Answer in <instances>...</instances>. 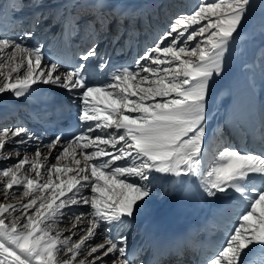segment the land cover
Instances as JSON below:
<instances>
[{
  "label": "snow or ice",
  "instance_id": "snow-or-ice-1",
  "mask_svg": "<svg viewBox=\"0 0 264 264\" xmlns=\"http://www.w3.org/2000/svg\"><path fill=\"white\" fill-rule=\"evenodd\" d=\"M147 2L0 0V94L37 103L30 118L47 125L64 106L32 94L41 85L62 90L79 100L76 119L85 126L46 144L25 125L0 126V161L15 160L0 168V264H167L165 257L184 264L181 245L132 235L160 177L175 184L195 177L201 196L237 209L223 244L200 264H264V77L249 81L261 111L260 152L233 146L226 119L213 132L212 155L203 153L215 119L212 85L232 46L243 53L259 41L256 63L264 68V25L245 27L256 0H199L170 17L131 63H113L139 49L152 27ZM50 34L82 49L70 70L46 57L38 40L26 43ZM65 219L70 226L61 228ZM97 235L102 240L89 243Z\"/></svg>",
  "mask_w": 264,
  "mask_h": 264
},
{
  "label": "bare ground",
  "instance_id": "bare-ground-1",
  "mask_svg": "<svg viewBox=\"0 0 264 264\" xmlns=\"http://www.w3.org/2000/svg\"><path fill=\"white\" fill-rule=\"evenodd\" d=\"M195 1L196 0H148L145 7L146 11L150 13L151 16L152 29H155L154 26L157 24L158 29L156 28V35L161 32L160 29L163 19L162 16L160 17L158 14L156 15V13L154 15L152 12L153 7L157 6V9H162L161 11L170 12L171 6L175 5V3L178 4V2H182L185 6L188 5V7H192ZM164 14L165 13L163 12V15ZM246 26L247 24L245 23V27ZM152 29H148L143 37L145 38L148 32H151ZM19 31L22 32L23 30ZM26 43H31V41H27ZM148 45H150V43L141 38V45L139 49H135L136 53L142 52L143 48ZM238 47V45H236L235 48L232 46L233 50L227 57V63L230 67L225 71L223 78H217L216 82L212 85L209 103L212 115L215 119L210 118L206 144L203 149V153L206 157L209 152L214 151L216 148L213 147L215 144L213 143L215 141L213 138V132L217 123L223 125L226 119L228 120V127L231 129L230 139L233 144L235 143L234 146L236 148L238 145L240 150H247L255 153L260 152V146L262 143L259 134L261 111L259 100L256 98L253 89L249 86V81L254 78L257 84H259L263 76L259 73V64L253 62L252 59L254 55L250 50L249 65H251V67L245 69L246 81L239 87L237 84L234 85L235 80H238L239 77H241L240 74L244 75L245 73V67L243 63H241L242 55L236 50ZM234 68H238L240 73L238 72L235 75V78L232 79L231 76L234 74ZM61 71L65 70L61 69ZM226 72H229V74H226ZM44 86L49 88L47 85ZM54 90L68 97L77 107L80 108V102L77 98L69 96L62 90ZM102 106L103 105H101V107ZM18 109L21 110L20 106H17L15 100L10 94H0V114H5L7 116L6 121L4 120L8 123H5L6 126L11 127L17 125L13 120V110ZM0 124H3V121H0ZM245 132L247 133L246 135ZM42 151L46 150L42 149ZM29 155H32L31 150L29 151ZM79 158L82 159V157ZM174 179V177H160L156 179L157 181L159 180L162 182L166 195L161 200L152 196L151 201L141 208L137 214L139 234H137L136 228L133 226L132 235L136 236L137 240L141 237L153 238L156 234L155 230L162 224V222H166L168 219L175 220L177 217H181L184 221L190 223L191 226H197L198 222L205 223L208 231H216L218 233L220 242L223 244L228 230L236 220L237 209L235 205L219 199L213 200L212 198L201 196L198 188V181L195 177L182 178L185 181L182 184L173 183ZM190 187H192L195 192L190 193ZM219 201H221V203ZM66 222H68L66 219L61 220L59 226L63 228L66 226ZM221 229L224 230V233ZM67 234L68 233H65V235ZM99 236L100 235H97V237Z\"/></svg>",
  "mask_w": 264,
  "mask_h": 264
},
{
  "label": "rangeland",
  "instance_id": "rangeland-1",
  "mask_svg": "<svg viewBox=\"0 0 264 264\" xmlns=\"http://www.w3.org/2000/svg\"><path fill=\"white\" fill-rule=\"evenodd\" d=\"M198 2H199V0H196L195 1L194 5L192 6L193 8L192 7H188V5L185 6V4L182 3V2H178V4L175 3V5L171 6L170 12H168V11H161V8H159V9L156 8L157 6L153 7L152 8L153 11L152 10L151 11L154 13V15L156 13V15L158 14V16H160V17L162 16L163 22L161 21L162 23H161V29H160V31L162 32L164 30L165 26L169 23L170 17H175V16H177L179 14H184V13L191 12L194 9V6ZM209 2H212V0H209ZM156 10H158V11H156ZM163 12L165 13L164 15H163ZM246 24H247L246 28L248 30H250V31L258 30L262 25H264V10H262V8H261V2H260V0H256L254 12L250 16L249 20L246 21ZM154 27H155V29L154 28L152 29V27H151L152 31L151 32H148V34L146 35L145 38L142 37V39L144 41L149 42L150 44L152 43L153 39L156 36V28L158 29L157 24ZM194 43L195 42H190V46H194ZM249 45H250V47H249ZM233 47L235 48L236 45H233ZM258 47H259V41H257V42H250V43H248L245 46V49H244L243 53H241V55H242L241 56L242 57L241 63H243V65H246V64L249 65V62H250V60H249L250 50L253 52V55H254L252 60H253V62H256V59H257L256 58V52H257V48ZM229 62H230V60H229ZM229 67H230V65L227 63L226 70H228ZM245 69L246 68H244V70ZM258 70H259L260 75L264 77V68H262L259 65ZM233 71H234V74L231 76L232 79H234L235 78V75L239 72L238 71V68H234ZM226 74H229V72H226ZM245 75H246V70H245L244 75L240 74L241 77H239L238 80H235L234 85L237 84L238 87L241 86V85H243L245 83V81H246ZM5 121H3V124H0V126H6L5 123L6 124H8V123L5 122ZM213 143H215L213 145V147H216L215 146L216 145V140ZM234 145H235V143L233 144V146ZM237 149H240V148H238V145H237ZM211 155H212V152H209L208 155H207V157H209ZM49 162L50 163H55V160L52 157H50L49 158ZM12 163H15V160H11V161H7V160L0 161V168L6 167V166H8L9 164H12ZM154 182H153V184H154L153 196H155L156 198H159L161 200L166 195L165 194V190H164V186H162V182L159 181V180L158 181L156 180ZM87 194L90 195L91 194L90 191ZM81 211H90V208H88L87 206H80V207H78V206H72V212L78 214ZM234 223H233V225H234ZM65 225L66 226H64L63 228H66V227L70 226V223L69 222H66ZM73 239H76V237H73ZM101 240H102V236H99V237H96L95 240L90 241L89 243H93L94 244V243L100 242Z\"/></svg>",
  "mask_w": 264,
  "mask_h": 264
}]
</instances>
